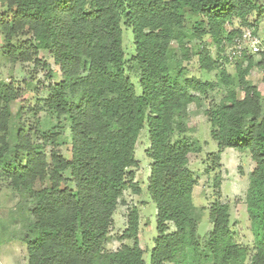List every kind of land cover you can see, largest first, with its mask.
Here are the masks:
<instances>
[{"label":"trees","instance_id":"obj_1","mask_svg":"<svg viewBox=\"0 0 264 264\" xmlns=\"http://www.w3.org/2000/svg\"><path fill=\"white\" fill-rule=\"evenodd\" d=\"M0 5L7 61L44 66L38 58L44 50L61 72L57 81L47 72L46 95L15 113L12 103L24 91L0 80V183L18 192L19 206L29 214L23 230L27 264H145L136 206L119 236L132 244L104 249L124 191H141L134 169L143 130L152 161L146 188L156 205L150 264H264V73L258 83L249 78L253 67L264 68V53L255 65L248 49L231 58L227 51L243 30L259 33L264 0H0ZM123 27L133 32L129 58ZM192 60L216 79L189 75L184 64ZM227 64H233V73ZM130 73L138 77L140 94ZM209 92L219 93L204 111L217 149L205 162L217 168L231 148L255 163L244 198L252 242L236 233L229 203L219 200L205 208L211 229L203 236L197 231L205 209L193 202L189 164L202 147L188 135V116ZM42 112L56 121L51 129H42ZM62 122L69 142L61 140Z\"/></svg>","mask_w":264,"mask_h":264},{"label":"rangeland","instance_id":"obj_2","mask_svg":"<svg viewBox=\"0 0 264 264\" xmlns=\"http://www.w3.org/2000/svg\"><path fill=\"white\" fill-rule=\"evenodd\" d=\"M3 8L0 5V12ZM264 20L261 23L259 33L256 36L264 45ZM2 37L0 36V80L13 82L23 92L21 99L12 103V111L15 113L20 105H35L37 99L44 97L46 94L42 84L48 83L47 72L51 71V80H60L61 72L59 66L54 64L49 54L41 50L38 58L46 65L36 67L31 63H9L2 51ZM122 47L125 58H129L134 53L133 32L123 27ZM244 47L249 52L254 53V64L261 61V54L255 53L249 48V43ZM230 49V46L228 47ZM227 49V51H229ZM212 53L215 48L212 47ZM263 51V50H262ZM264 53V52H263ZM189 75H197L209 80H215V72L204 74L197 69V63L192 60L185 63ZM227 71L233 73V64L226 65ZM264 68L253 67L249 76L253 83H258ZM132 83L135 85V91L140 94L141 89L138 84L136 74H129ZM29 85H26L25 80ZM37 87L34 89V87ZM264 99V91L262 92ZM219 93L209 92L206 97L201 98L190 107L188 116V135L193 141L201 145L202 151L199 154H191L190 168L194 172L195 186L192 196L195 206L203 210L211 202L219 200L222 203H229L231 221L234 224L236 233L245 242H252V237L248 229L247 211L244 203L246 190L248 187V175L253 170L255 163L247 153H238L231 148H227L221 156V161L217 168L205 162L207 155L216 151L217 144L211 139L209 123L204 111L207 109L211 99L218 97ZM42 129L48 130L56 124V121L50 117L47 112L40 113ZM63 134L62 141H70V132L66 122H62ZM66 146H63L65 149ZM149 148V139L145 130L142 131L137 142L135 158L138 161L134 169L135 181L140 184L141 191L134 193L131 190H125L119 200V204L112 218V225L109 234L104 243L105 250H116L121 244H132V241L120 240L119 236L126 227L127 214L131 207L136 206L139 209V244L145 251V264H150V250L154 246V238L157 235L156 229V205L149 193L147 192V181L150 175L151 159L145 151ZM210 166V167H209ZM216 181H219V188L215 187ZM20 195L7 182L0 183V264H27V244L24 240V227L29 217L25 207H20ZM212 225L208 221L207 210H203L200 222L198 224V234L203 236L211 229ZM250 264V263H247Z\"/></svg>","mask_w":264,"mask_h":264},{"label":"built area","instance_id":"obj_3","mask_svg":"<svg viewBox=\"0 0 264 264\" xmlns=\"http://www.w3.org/2000/svg\"><path fill=\"white\" fill-rule=\"evenodd\" d=\"M247 42L249 43V48L253 52H264V45L259 40V38L254 35L251 30L245 29L242 31L240 36H237L233 39L232 46L229 49L231 54L229 58H231V56L241 55L242 50L245 49L244 44Z\"/></svg>","mask_w":264,"mask_h":264}]
</instances>
